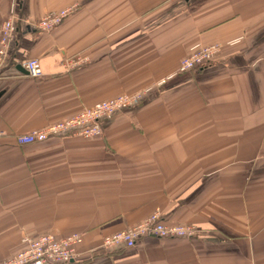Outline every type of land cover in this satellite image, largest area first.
<instances>
[{"label":"crops","instance_id":"1","mask_svg":"<svg viewBox=\"0 0 264 264\" xmlns=\"http://www.w3.org/2000/svg\"><path fill=\"white\" fill-rule=\"evenodd\" d=\"M72 5L59 26L37 27ZM12 14L20 21L0 78V261L25 236L78 232L67 264H264V0H0V24ZM214 43L210 64L179 70L195 46ZM30 58L43 76L18 69ZM141 91L100 136L17 141ZM156 211L197 234L102 246Z\"/></svg>","mask_w":264,"mask_h":264},{"label":"built area","instance_id":"2","mask_svg":"<svg viewBox=\"0 0 264 264\" xmlns=\"http://www.w3.org/2000/svg\"><path fill=\"white\" fill-rule=\"evenodd\" d=\"M75 8L76 5H72L58 11L47 12L39 19L37 27L43 31H50L59 26ZM19 21L20 17L12 14L0 24V78L9 61ZM221 48L219 43L195 46L188 55L182 58L179 70L186 72L208 64L219 54ZM80 62H82L81 57L68 61L71 66ZM23 66L32 77L43 76L40 61L37 58L26 60ZM144 95L145 91L131 94L122 93L110 99L99 101L66 119L21 134L17 136V141L20 144H32L63 134L84 138L100 136L105 120L133 107L143 99ZM196 234L197 229L194 225L167 224L161 219L160 212L156 211L138 224L105 236L102 246L107 249L131 248L149 236L163 239L191 238ZM22 241L24 247L16 254L1 260L0 264H67L78 257L83 234L75 232L59 236L55 233H44L36 237L25 236Z\"/></svg>","mask_w":264,"mask_h":264},{"label":"trees","instance_id":"3","mask_svg":"<svg viewBox=\"0 0 264 264\" xmlns=\"http://www.w3.org/2000/svg\"><path fill=\"white\" fill-rule=\"evenodd\" d=\"M211 62H209L208 64H210ZM208 64H205L204 66H201V67H205V66H207ZM201 67H198V68H195V69H192V70H196V69H200ZM143 99H141L136 105H134L133 107H136L137 105H139V103L142 101ZM133 107H131V108H133ZM130 109V108H129ZM128 110V109H127ZM126 111V110H125ZM112 119V118H111ZM108 120H110V119H108ZM108 120H105L104 122H106V121H108ZM103 122V123H104ZM102 133H103V131H102Z\"/></svg>","mask_w":264,"mask_h":264},{"label":"water","instance_id":"4","mask_svg":"<svg viewBox=\"0 0 264 264\" xmlns=\"http://www.w3.org/2000/svg\"><path fill=\"white\" fill-rule=\"evenodd\" d=\"M18 69L21 71V72H24V73H28V71L23 67V65H18Z\"/></svg>","mask_w":264,"mask_h":264},{"label":"rangeland","instance_id":"5","mask_svg":"<svg viewBox=\"0 0 264 264\" xmlns=\"http://www.w3.org/2000/svg\"><path fill=\"white\" fill-rule=\"evenodd\" d=\"M124 93H127V92H124ZM136 93V92H135ZM120 94H122V93H120ZM131 94V93H130ZM119 95V94H118ZM117 96V95H116ZM115 97V96H114ZM112 98V97H111ZM108 99H110V98H108ZM106 100V99H105ZM80 112V111H79ZM78 113V112H77ZM64 119H66V118H64Z\"/></svg>","mask_w":264,"mask_h":264}]
</instances>
